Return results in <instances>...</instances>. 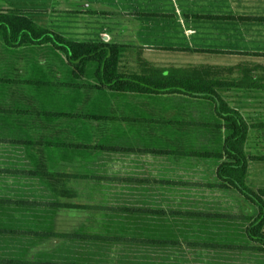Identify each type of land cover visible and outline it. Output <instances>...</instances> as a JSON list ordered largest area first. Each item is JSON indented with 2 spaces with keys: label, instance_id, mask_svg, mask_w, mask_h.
<instances>
[{
  "label": "crops",
  "instance_id": "obj_1",
  "mask_svg": "<svg viewBox=\"0 0 264 264\" xmlns=\"http://www.w3.org/2000/svg\"><path fill=\"white\" fill-rule=\"evenodd\" d=\"M49 1L48 10L8 7L34 24L44 13V29L75 43L125 46L139 71L140 58L162 69L234 68L241 77L249 69L264 84V0ZM16 97L0 96V264H264L247 235L246 216L258 209L220 182L226 158L187 143L177 112L160 113L155 132L150 114L120 117L104 105L113 120L91 121L82 131L88 145H25L36 140L34 109ZM98 107L86 110L102 117ZM97 126L109 134L100 145ZM128 131L147 145L104 149ZM36 165L61 176L55 190Z\"/></svg>",
  "mask_w": 264,
  "mask_h": 264
},
{
  "label": "trees",
  "instance_id": "obj_2",
  "mask_svg": "<svg viewBox=\"0 0 264 264\" xmlns=\"http://www.w3.org/2000/svg\"><path fill=\"white\" fill-rule=\"evenodd\" d=\"M18 14L16 10L9 11L8 14H0V34L9 50L16 52L22 47H27L33 49L49 48L52 51H59L63 54L64 63L70 70L71 80L77 82L87 78L91 84L87 87L71 86L72 90L59 89L60 85L54 81L52 83L45 81L48 79V74H51L50 70L42 68L40 65H35L33 73H35V76L40 75L38 80L28 79L26 81L12 82L0 80V96L6 97L8 95L5 93L8 88L7 86L11 87L12 85L15 87L23 86L22 88L27 91L24 95L21 94L17 98L20 106L26 98L30 100L37 99L39 101L40 99H44L54 107L62 106L69 101H74L76 105L78 102H82V94L85 88H90L95 92L92 103H96L97 96L105 92L116 97H125L129 94L142 97L177 94L208 101L214 106L217 117L227 123L232 130V134L222 144L224 153L219 154L221 157L226 158L227 162L222 163L218 167V178L225 188L236 190L245 200L258 209L257 217L246 216V219L250 222L247 227V235L252 244L249 250L264 251V190H252L244 180L248 167L245 148L250 126L244 120L241 113L235 108L230 107L221 95L218 94L217 90L214 89L222 76L227 73L233 74L234 68L220 69L205 65L200 67L162 69L150 65L140 58V74H122L119 72V64L121 56L126 50L125 46L108 43H75L52 30L37 27L28 18L21 17ZM40 64H46L45 60L41 61ZM241 72L242 77L229 84V88L243 91L264 90V84L259 85L257 83L252 70L243 69ZM44 87L47 88L45 92H43ZM73 89L77 91L82 90V94L81 92H74ZM31 113L34 117L35 125L49 118L54 119L45 114L44 111H37L35 109ZM13 114H16V112ZM67 118L75 123H68V130L63 127L65 133L77 135L81 139V142H69L66 145H88L87 143H89L90 139L88 140L82 131L90 132V122L113 120L108 113L102 117H97L94 113L90 112L83 115L68 114ZM257 126L262 127L264 124ZM45 131L44 134L57 132L58 135L52 139H60L61 133H64V131L53 127H51V132L47 129ZM179 132V135H182V130ZM100 133L101 136L96 137L94 145H100L103 139L108 138L109 134H102V130ZM118 133L121 135L123 130H118ZM49 138L41 136L34 141L25 143V145H46L44 140H50ZM167 142L171 143L172 141L169 139ZM92 148L97 150L98 147ZM195 155L207 157L211 154L196 153ZM216 156L218 155L216 154ZM259 160L264 161V157H260ZM35 173L54 190L59 177H61L57 173L48 171L47 166L36 165Z\"/></svg>",
  "mask_w": 264,
  "mask_h": 264
},
{
  "label": "rangeland",
  "instance_id": "obj_3",
  "mask_svg": "<svg viewBox=\"0 0 264 264\" xmlns=\"http://www.w3.org/2000/svg\"><path fill=\"white\" fill-rule=\"evenodd\" d=\"M5 1L6 4H0L1 15L8 14L10 8L25 10L28 8H38L40 10H48L51 5L49 0ZM43 14L44 13H39L36 18L35 25L39 28L49 27L50 24L48 21L49 17ZM18 15L26 17V14L23 12H20ZM136 59L137 57L134 52L125 51L121 56L119 72L128 75L139 74L140 71ZM44 60L46 64H40V62ZM35 65H40V67L50 70L51 74H48V79L45 81H47V83H52L54 81L60 85L59 89L72 90L71 86L87 87L91 84L87 78L83 81L77 82L71 80L70 70L64 63L63 54L61 52L52 51L49 48L33 49L27 47H22L18 51L12 52L8 49L6 42L0 34V80L11 82L26 81L28 79L38 80L40 75L35 76V73H33ZM240 77L241 74L238 71H234L233 74L227 73L221 77V80L215 85L214 89L217 90L218 94L221 95L230 107L235 108L241 113L244 120H246L247 124L250 126L248 141L245 148L248 158V167L245 172L244 180L252 190H264V161L259 160L260 157H264V126H257L264 124V92L252 93L228 87L229 84L238 80ZM22 87L23 86H17V90H15L16 87L11 86V89L8 91V96H13V98H15V96H20L21 94L24 95L26 90ZM46 89L47 88L44 87L43 92H45ZM73 90L74 92H81L82 94V90ZM83 91L82 102H78L76 105L74 104V101L66 102L61 107H54L43 99H40V101L37 99H33L32 102L28 101L29 103H32L31 110H42L45 114L54 118H49L51 120H43L42 123L36 125L34 123H29V127L33 128L31 132L34 134V138L38 139L41 136L43 138L45 136L50 137V140L45 139L44 141L46 142V145L51 146L66 145L69 142L80 143L81 139L77 135L65 133L63 127L68 130V123H75L67 118L68 114H88L85 113L87 112L86 107H88V109L91 107V98H93L95 92L90 88H85ZM14 93H16V95H14ZM5 101H8V98H6ZM96 104L99 105V115H103L105 110L104 105H107V111H109L110 114H116V116L119 115L120 117H126L129 113L130 115L131 113L139 115L140 112L150 114L155 122L148 126H153L154 129L155 124L157 125L159 120L162 119L160 113H172L175 111L180 115L182 124L185 126V130L188 133L184 138L187 143L190 145L208 146L213 155L223 153L222 144L224 140L232 134L229 125L217 117L214 106L211 103L183 95L176 94L153 99L129 94L122 98L114 97L110 93L105 92L100 94L96 100ZM51 127L64 131V133H61L60 139H52L54 136L58 135L57 132L44 134L46 132L45 129L51 132ZM97 127L99 131H101V126ZM41 129L43 130L40 131ZM103 129L104 128H102V130ZM158 131V129H155V132ZM96 136L98 137L101 135L99 134ZM21 140L26 142L24 138L19 139V141ZM102 145H105L104 149H111L112 145L147 144L143 143L137 132L128 131L120 138L106 141Z\"/></svg>",
  "mask_w": 264,
  "mask_h": 264
}]
</instances>
